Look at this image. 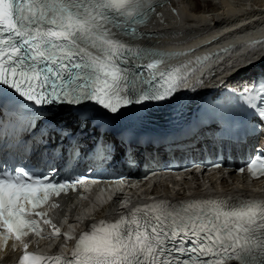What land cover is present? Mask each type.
Masks as SVG:
<instances>
[{"label":"snow or ice","instance_id":"6c2138e0","mask_svg":"<svg viewBox=\"0 0 264 264\" xmlns=\"http://www.w3.org/2000/svg\"><path fill=\"white\" fill-rule=\"evenodd\" d=\"M164 2L0 0V108L33 129L41 116L47 125L42 140L54 132L71 143L73 128L82 132L98 114L114 119L126 107L171 99L196 70L189 65L200 67L214 54L170 66L195 49L170 53L137 45L148 36L140 29ZM238 100L264 130V84L246 85ZM27 106L34 110L30 115L23 114ZM62 108L74 117L72 127L57 119ZM119 143L131 147L133 139ZM30 159L31 166H0V241H21L19 264H264V201L230 197L154 200L101 219L78 238L63 233L66 242L75 239L70 258L29 252L22 237H41V223L53 229L47 238L61 235L42 206L88 179H57V168L39 153ZM246 168L253 178L264 177V156Z\"/></svg>","mask_w":264,"mask_h":264},{"label":"bare ground","instance_id":"6f19581e","mask_svg":"<svg viewBox=\"0 0 264 264\" xmlns=\"http://www.w3.org/2000/svg\"><path fill=\"white\" fill-rule=\"evenodd\" d=\"M167 0L162 7L158 8L159 15H154L144 26L145 32L150 34L153 41L157 40H182L195 35H201L211 27L221 28V31L213 35H219L216 46H224L233 43L244 33H264V0ZM219 33V34H218ZM242 37V36H241ZM240 37V38H241ZM195 49L192 53L197 51ZM255 52V51H253ZM242 53V52H241ZM261 53V52H258ZM264 53V50L262 51ZM237 50L221 54L223 60L212 62L214 65L211 72L219 73L230 62L246 57ZM217 57V56H214ZM218 57V58H219ZM178 100L172 97L161 102L148 103L152 107L151 116L144 117L142 112L137 111L138 119L134 120L130 114H124L122 121L137 127L146 128L150 134L156 133L155 126L159 129L167 128L172 123V114ZM178 190L171 191L166 186L152 189L154 193H161L169 199H180L187 195H220L230 197L233 200L243 198H262L264 200V181H251L245 177L230 174L227 179H221L218 183L213 176L208 178V184L195 182ZM138 192V191H137ZM139 194V192H138ZM143 196V194H139ZM138 197L134 195L131 199ZM61 209L53 212L55 221L60 216L68 214L76 220L83 219L85 214L92 216H104L121 207L120 201H112L103 205H89L85 202L77 203L71 197L59 200ZM7 258L13 257L12 249L5 252Z\"/></svg>","mask_w":264,"mask_h":264},{"label":"rangeland","instance_id":"374dc122","mask_svg":"<svg viewBox=\"0 0 264 264\" xmlns=\"http://www.w3.org/2000/svg\"><path fill=\"white\" fill-rule=\"evenodd\" d=\"M179 1H181V0H178L179 5H182V4H181L182 2L180 3Z\"/></svg>","mask_w":264,"mask_h":264}]
</instances>
